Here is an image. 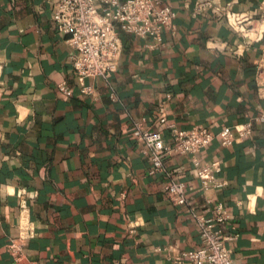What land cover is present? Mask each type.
I'll return each instance as SVG.
<instances>
[{
    "label": "crops",
    "instance_id": "crops-1",
    "mask_svg": "<svg viewBox=\"0 0 264 264\" xmlns=\"http://www.w3.org/2000/svg\"><path fill=\"white\" fill-rule=\"evenodd\" d=\"M58 1L0 0V264H18L7 246L24 206L36 232L20 264H192L177 258L199 246V229L186 206L168 199L169 172L191 187L198 210L228 208L233 260L264 264V122L229 147L217 137L197 153L222 163L227 185L208 190L190 154L167 156L165 171L151 174L131 130L141 120L170 142V124L217 133L262 113L264 0H161L176 15L163 45L123 34L109 84L75 75L68 36L52 18ZM228 9L250 15L258 36L234 30ZM63 81L74 88L70 98L59 91ZM82 83L93 93L82 94Z\"/></svg>",
    "mask_w": 264,
    "mask_h": 264
},
{
    "label": "built area",
    "instance_id": "built-area-1",
    "mask_svg": "<svg viewBox=\"0 0 264 264\" xmlns=\"http://www.w3.org/2000/svg\"><path fill=\"white\" fill-rule=\"evenodd\" d=\"M101 2L105 6L99 10L97 0H59L52 15L57 30L68 36L67 42L73 51L72 68L77 78L81 80L102 78L108 82L110 76L119 68V59L123 52V34H132L140 38L149 37L153 41L150 47H161L164 31L172 27L176 16L172 7L163 4L161 0H125L124 2L101 0ZM209 4V1L198 2L197 7ZM225 15L234 30L245 38L249 37L245 35V29L256 30V36L249 37L251 39L256 38L260 33L247 13H236L228 9ZM233 20L238 22L242 29H238ZM261 64L256 81L258 96L264 101V64ZM1 72L2 70L0 76ZM79 85L82 94L90 95L94 91V85L83 83ZM58 86L60 93L65 97L70 98L74 95V88L66 81ZM111 97L116 99L114 90L111 91ZM166 121V117L160 118L161 123ZM255 122H264V110L247 122L225 127L217 133H213L205 125L179 129L176 125L170 124L168 125L172 134L170 142L166 141L161 131L151 129L141 120H133L131 130L140 146V151L151 163V174L165 171L164 159L167 156L190 154L193 156L197 177L203 189L208 190L227 185L221 178L222 163L219 159L202 162L196 157L197 153L208 147L217 137L224 147L231 146L237 136L248 138ZM167 175L168 180L164 186L168 199L175 205L187 207L196 222L200 236L199 246L183 250L177 258L178 262L188 260L192 264H247L233 260L232 252L227 245V242L237 235L233 238L224 233V225L231 219L230 211L225 204L216 203L211 213L207 215L202 210H198L189 199L191 187L183 181L176 180L170 172ZM19 224V235L11 238L7 246L11 257L18 264L27 260L25 250L36 232V225L30 218L26 206L23 207Z\"/></svg>",
    "mask_w": 264,
    "mask_h": 264
},
{
    "label": "bare ground",
    "instance_id": "bare-ground-1",
    "mask_svg": "<svg viewBox=\"0 0 264 264\" xmlns=\"http://www.w3.org/2000/svg\"><path fill=\"white\" fill-rule=\"evenodd\" d=\"M233 23L235 24V26L238 28V29H242L241 26L238 25V22L234 21L233 20ZM251 31H254L256 33V30H248V29H245V35L248 36V33L251 32ZM1 71V70H0Z\"/></svg>",
    "mask_w": 264,
    "mask_h": 264
}]
</instances>
